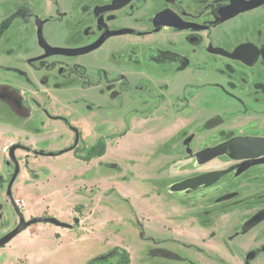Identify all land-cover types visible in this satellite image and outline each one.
I'll return each instance as SVG.
<instances>
[{
    "label": "rangeland",
    "instance_id": "1",
    "mask_svg": "<svg viewBox=\"0 0 264 264\" xmlns=\"http://www.w3.org/2000/svg\"><path fill=\"white\" fill-rule=\"evenodd\" d=\"M103 1L77 0L75 6L91 11ZM87 15H75L76 21L68 23L75 32L74 41L87 40L85 29L96 35L89 28L93 27L91 15ZM122 16L123 21L128 18ZM263 16L262 10L240 15L214 29L212 37L226 40L222 33L227 32L231 45L248 40L258 43L264 39L258 23ZM34 17L47 20L46 36L53 42L50 31L62 18L54 14L53 0H0V94L6 80H25L17 84L18 93L11 92L16 102L0 97V239L17 227L15 209L27 211L20 190L24 183L35 186L32 194H40L44 204L53 190V217L32 218H55L72 228L59 229L64 234L60 242H37L56 229L50 224L32 225L0 248V264H80L115 248L128 253L129 264H227L226 238L233 233L232 223L264 208V166L250 168L238 177L220 175L216 185L195 192L173 194L170 187L234 165L227 156H220L201 166L196 158L199 152L224 149L234 137H264V93L258 85L248 82L245 69L235 67L231 75L229 61L183 54L192 49L181 40L186 33L173 30L140 39L116 38L91 55L51 58L29 68L25 61L43 54L36 41ZM149 17L138 21L139 30ZM210 18L201 15L198 19L208 24ZM199 36L205 43L206 33ZM166 41L170 52L188 58V62L172 55L168 58V101L148 111L141 110V105L130 111L124 110L130 100L123 108L112 100L108 110H99L107 109L96 94L99 88L93 93L85 81L98 85L101 73L95 68L100 62L107 60L108 68L116 70L115 63L137 62L145 67L153 60L150 66L156 71V46ZM150 45L154 48L146 47ZM50 63H54L51 70ZM39 68H44L40 72L45 74L43 79H31L30 84L23 70L30 74ZM251 79L258 81L255 76ZM42 109L53 118H65L67 124L48 120ZM69 127L80 134L74 148ZM10 142L26 150L15 153L19 172L7 195L14 163L2 148ZM62 151L67 152L58 155ZM50 153L53 156H47ZM24 220L30 218L24 215ZM67 235L74 239L84 235L86 242L72 246ZM117 259L109 258L105 264Z\"/></svg>",
    "mask_w": 264,
    "mask_h": 264
},
{
    "label": "flooded vegetation",
    "instance_id": "2",
    "mask_svg": "<svg viewBox=\"0 0 264 264\" xmlns=\"http://www.w3.org/2000/svg\"><path fill=\"white\" fill-rule=\"evenodd\" d=\"M114 1L115 0H105L102 3L92 7L91 11H89L88 8L86 7H76L75 5L76 3H78L77 0H53L54 14L62 16L63 19L61 18V22L53 24V29H51L50 31V33L53 34V38H52L53 42H50V38L46 36V30H49V29H46L47 20H40L38 17H34L33 22L36 28L37 45H38V39H37V27L35 25L36 19H38L41 22L42 35H43L44 41L47 43V45L51 47H56V48H68L69 46H79L77 48H82V47H86V46H90L94 44L99 39H101L106 33L126 31V33L123 35L112 36V37L107 38L98 49L86 55H83V56H88V55L93 54L94 52H96L97 50L105 46L108 42L116 38L125 37V36H128V37L135 36L140 39L144 37H149L151 35H157L163 30H173L176 32L186 33L184 37L181 38V40L182 42L186 43L188 47H191L193 49V50L191 49V50L181 51L183 54H187V56L189 55L190 57L191 55H193L199 58L200 57L202 58L203 55H207L210 58H219L225 61H229L231 64L228 65V68H229V72L231 75H233V73L236 71L235 67L245 69L243 71H247L245 73V78H247L248 82L252 83V85L257 84L260 92L264 93V39L259 41L258 43H256L255 41L248 40V41L240 42L236 45H231V43H229V40L227 39L228 37L227 32L225 34L224 32L222 33V36L225 37L226 40L225 39L216 40L214 37H212V31H214V29H216L217 27L221 25L229 23L230 21H233L234 18L240 15H244V16L249 15V14L255 13L256 11H259V12L261 10L264 11V4L255 9L247 11L245 13L238 14L226 21H222L220 19L219 12L225 7H227L228 5H230V3L234 0H131L126 5L122 7H118L115 10L105 11L103 13H100L99 9H103L104 7L111 6ZM243 1H251V0H243ZM40 3L42 2L40 1ZM80 14L91 15V18H92L91 21H93L92 23L93 27L92 28L89 27V28L95 30L96 35H92V36L89 35L90 31H87V29H85L83 30L84 31L83 35L87 37L86 38L87 40L83 41L81 39H77L76 41H74L75 32L73 30H69L67 26L70 25L68 23H73L74 21H76L75 17ZM159 14L164 15L163 20L165 22H170L169 19L171 15H173V17L175 16L185 23L197 25L201 27L202 29L201 30H191V29L178 30V29L170 28V27L163 26V25L155 26L154 20H155V17ZM122 15H126L128 16V18H124V21H123ZM145 15H150V17L147 18L148 20H146L144 24H142L144 25V27L141 28V30H139L137 26L138 21H140L142 16H145ZM201 15L211 17L208 21V24H206V22L199 21L198 18ZM65 22L67 23V25L64 24ZM258 23L261 26L260 34L261 36H264V16L260 17ZM200 33H206L207 38L205 39L207 40L205 43L203 39L199 36ZM69 37H71L70 38L71 41H69ZM168 43L169 41H166V45L156 46L158 50H157L155 59H158V60H156V62L153 64L157 67L156 71L153 70V67L150 66V64L153 63V60L149 62L150 64H148V66L145 65V67L143 65L140 66L137 62H130L128 66H122L123 63H120V64L115 63L114 65H115L116 70L108 68V65L110 64L109 61L104 60L100 62L101 66L98 68L97 67L95 68V71H99V73H101L100 81L99 83L97 82L98 85L91 81H85L87 84L86 85L87 90H90L91 92L94 93V90L99 88L98 90H96V94L99 96L98 99L103 101V104L107 107V109L104 107V108H100L99 110L101 111L108 110V108L112 106L111 104L112 100L117 102V106L119 108H123L125 106V101L130 100L129 106L126 107V109H124V110L130 109V111H135L136 108L138 107L137 105H141V108H140L141 110L148 111V110L154 109L155 107L157 108V104L159 105L160 103L168 101L169 99L168 94L170 90V87H169L170 74H171V73L169 74V70H168L169 56L172 55L176 57V59H178L179 62H183V61L188 62V58H185V56L183 58L179 52H175V50L170 52L169 48H165V47H168L167 46L169 45ZM247 44L252 45L257 50L259 55L256 56L255 58L250 57V56H245L244 57L245 62H243V61H238V60H232L221 54V51L227 54H232L238 47L242 45H247ZM58 46H61V47H58ZM151 46H153L154 48V45H150L146 47H151ZM183 46L184 45H181V47ZM39 49L43 52V54L25 61L26 66H28L29 68H31V66H33L34 63L40 65L51 58H64V59L71 58L72 59V58L83 57V56L65 57V56L54 55L52 57L43 58L42 60L32 62L31 60L42 57L44 55V51L40 47ZM69 49H75V48H69ZM53 66H54V63H50L49 69L50 70L53 69ZM255 67H257V70L252 71L251 69ZM82 69L84 71H87L86 67ZM42 71L44 72V68H39L34 73L29 74L24 69L23 74H25L28 77V78L26 77V80L30 84H32L31 79L37 78L38 81L43 79L45 74L40 75V72ZM66 71H68V69ZM213 71L214 73L217 74V71L215 70ZM175 73H178V72H175ZM254 76L258 81L256 80L252 81L251 78ZM17 77L21 78V76L19 77V75H17ZM53 79L55 80L58 79L54 73H53ZM21 80H22L21 84H23L25 82L24 79H20L19 81L13 80L12 83L6 80V82L3 84L4 92L3 94H0V97L3 96V100H7V101L10 100L12 102L13 101L16 102L15 99L11 96V94L18 93L20 91L19 89L20 87L17 86V84H20ZM14 81H16L17 83L14 84ZM56 85L58 86L60 85V83H56ZM195 89L197 90L198 88L195 87ZM252 89L255 90L256 87H252ZM155 97H156V101L153 100ZM261 104L264 105L263 102ZM35 106L38 107L39 104L36 103ZM42 111L44 115L48 118V120L53 121L55 119H59V120H62L65 124H67V120L65 118H62V117L53 118L49 116V114L47 113V111H45V109H42ZM69 129L73 134L74 144H75L76 139L78 143L80 139V134L78 130L73 127H69ZM74 129L76 130V132H74ZM236 138L244 139V138H264V137L243 136V137L231 138L226 143V146L224 149L222 148L221 149L220 148L219 149H214V148L206 149V150L212 149L215 152H217L219 155L203 163L200 160H204L205 156L202 157V159H200V156L206 150L199 152L196 158H197L198 163L201 166L211 163L213 160L219 158L220 156H227L230 160L234 162V165L226 170L228 171L227 174H223V172L221 173L207 172V173H202L201 175H198L193 178H197L199 176L209 174V173H215L218 176V181L214 184L216 185L219 182L220 175L222 176L234 175V177H238L242 172H245L246 170H249L250 168H257L258 166H264V156L258 159H252V160H243V161L233 160L228 151V143L231 140L236 139ZM8 144H9V147L6 149L5 153L2 152L3 154H8L11 148L14 146H17V148L13 152L14 157L17 151L24 152L26 150V148H24L21 145H18L15 142H10ZM76 146L77 144L74 145L73 148ZM50 154H47V156ZM42 155H44V153L40 154V156ZM13 166L15 170V163ZM193 178H189V179H193ZM214 185H211V186L202 185L195 190L189 189V190H185L182 192H172L171 191V187L173 186L172 185L170 187V192L173 194H184L187 192H195L196 190L201 189V188H210ZM9 194L10 192L8 193V186H7V195ZM235 202H239V200H235ZM17 205L18 204H16V206ZM15 214L18 217V225H19L20 223L19 214L23 217V219H24V214L23 212H20L18 209H15ZM29 218L30 220L33 219L32 217H29ZM231 226H232V229H234L233 233L226 238V242H227L226 248H227V254H228L227 264H264V208L262 210H258L257 212L250 215L249 217L247 215L245 218L241 219L240 221L236 223H232ZM210 237L214 238V235L211 234ZM151 252H152L151 254H153L154 250H151Z\"/></svg>",
    "mask_w": 264,
    "mask_h": 264
},
{
    "label": "water",
    "instance_id": "3",
    "mask_svg": "<svg viewBox=\"0 0 264 264\" xmlns=\"http://www.w3.org/2000/svg\"><path fill=\"white\" fill-rule=\"evenodd\" d=\"M130 1L131 0H115L111 6H107V7H104L103 9H99L100 13H103L105 11L115 10L118 7H122L126 5ZM263 4H264V0H251V1L234 0L230 3V5H228L227 7H225L219 12V17L222 21H226L238 14L245 13ZM163 16H164L163 14H159L155 17V20H154L155 26L163 25V26H167L170 28L178 29V30H189V29L201 30L202 29L201 27L197 25L185 23L181 21L180 19H178L177 17L175 16L173 17V15H171L169 19L170 22H165L163 20ZM35 25L37 27L38 45L44 51V55L42 57L31 60L32 62L42 60L43 58L52 57L54 55L65 56V57L83 56V55H86L98 49L107 38L112 37V36H120L126 33V31L106 33L101 39H99L94 44L90 46L82 47V48H75V49L56 48V47H51L47 45V43L44 41L43 35H42L41 22L38 19H36ZM221 54L232 60H238V61H243V62H245L244 60L245 56H250V57L255 58L256 56L259 55L257 50L252 45H248V44L238 47L232 54H227L222 51H221ZM74 132H76L75 129H74ZM76 144H77V139L75 140L74 145ZM16 148L17 146L12 147L9 152V157L11 161L15 163V170H14V173L8 185V193L10 192L12 184L14 183L17 177V174L19 172V166L13 154ZM228 151H229L231 158L236 161L258 159L264 156V138H244V139L236 138V139H233L228 143ZM66 152L67 151H62L58 155H61ZM218 155L219 154L217 152H215L212 149H209V150L204 151L201 154L200 159H202V157L204 156L205 158L204 160H200V161L203 163V162H206L210 159L217 157ZM48 156H52V154ZM227 173L228 171L223 172V174H227ZM217 181H218L217 174L209 173V174L199 176L197 178L188 179L183 182L177 183L171 187V191L172 192H182V191L189 190V189L195 190L202 185H205V186L214 185ZM19 216H20L19 225L12 232H10L9 234H7L6 236L0 239V248H3L17 235H19L20 233H22L24 230H26L28 227L32 225L50 224L54 226L55 228H59V229H71L72 228V226L62 223L56 220L55 218L38 217V218H33L32 220L28 222H25L23 217L20 214ZM75 222L77 223V221Z\"/></svg>",
    "mask_w": 264,
    "mask_h": 264
},
{
    "label": "crops",
    "instance_id": "4",
    "mask_svg": "<svg viewBox=\"0 0 264 264\" xmlns=\"http://www.w3.org/2000/svg\"><path fill=\"white\" fill-rule=\"evenodd\" d=\"M53 122V121H52ZM50 140V139H49ZM53 140V139H52ZM50 140V141H52ZM25 179H27V176H25ZM25 182V181H24ZM25 185H28L27 183H24ZM23 184V186L20 187V190L23 192V196L25 197L26 199V205L28 206L27 207V211L25 213H23L26 217H34V216H40L41 214H47L48 216H52L53 217V211L51 212L50 209L53 210V190L52 188L50 190H52L51 194H50V198L49 200L47 201V203H43V201L40 199V194L39 195H33L32 192L34 191L35 192V186H32L31 184L27 186H25ZM23 205H25V202L23 201ZM54 229L56 230H53V234H49V235H44L42 237L39 238V241L41 240H55V241H58L60 242V240L64 237V234H62L60 231H59V228H55ZM58 229V230H57ZM70 232V230H67ZM69 235H67L68 237ZM72 238V240L70 241V244L73 246H77V245H80V244H83L84 242H86L84 239L86 237L83 236H75V239L73 236H69ZM35 242V244L37 243ZM35 244H33L32 246H34ZM77 248V247H76ZM75 250V249H74ZM55 251V250H54ZM94 257H87L86 259L82 260L80 264H87V262L89 260H92L94 259Z\"/></svg>",
    "mask_w": 264,
    "mask_h": 264
},
{
    "label": "trees",
    "instance_id": "5",
    "mask_svg": "<svg viewBox=\"0 0 264 264\" xmlns=\"http://www.w3.org/2000/svg\"><path fill=\"white\" fill-rule=\"evenodd\" d=\"M98 146L102 147V143L101 142L98 143ZM113 257H118L116 262H114L113 264H129L130 263L128 253L125 250H120L118 248H115L109 254L100 255L92 259L91 261H89L87 264H105L107 263L109 258H113Z\"/></svg>",
    "mask_w": 264,
    "mask_h": 264
},
{
    "label": "built area",
    "instance_id": "6",
    "mask_svg": "<svg viewBox=\"0 0 264 264\" xmlns=\"http://www.w3.org/2000/svg\"><path fill=\"white\" fill-rule=\"evenodd\" d=\"M8 147H9V144L6 145V146H4V147L2 148V152L5 153V152H6V149H7Z\"/></svg>",
    "mask_w": 264,
    "mask_h": 264
}]
</instances>
